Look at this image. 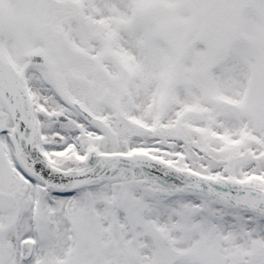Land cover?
I'll use <instances>...</instances> for the list:
<instances>
[{
  "label": "snow or ice",
  "instance_id": "6c2138e0",
  "mask_svg": "<svg viewBox=\"0 0 264 264\" xmlns=\"http://www.w3.org/2000/svg\"><path fill=\"white\" fill-rule=\"evenodd\" d=\"M0 264H264V0H0Z\"/></svg>",
  "mask_w": 264,
  "mask_h": 264
}]
</instances>
